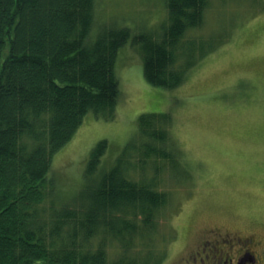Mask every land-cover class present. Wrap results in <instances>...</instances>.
<instances>
[{
	"label": "trees",
	"instance_id": "trees-1",
	"mask_svg": "<svg viewBox=\"0 0 264 264\" xmlns=\"http://www.w3.org/2000/svg\"><path fill=\"white\" fill-rule=\"evenodd\" d=\"M209 0H167L155 31L133 38L143 75L174 90L219 42L195 31ZM96 0H0V264H159L165 173L181 168L170 113H144L109 165L101 140L81 189L62 198L52 159L89 113L112 120L127 27L96 26ZM115 245L111 255L107 246Z\"/></svg>",
	"mask_w": 264,
	"mask_h": 264
},
{
	"label": "rangeland",
	"instance_id": "rangeland-1",
	"mask_svg": "<svg viewBox=\"0 0 264 264\" xmlns=\"http://www.w3.org/2000/svg\"><path fill=\"white\" fill-rule=\"evenodd\" d=\"M167 0H96V26L127 27L115 73L119 100L112 120L89 113L52 159L60 196L74 200L90 150L101 140L111 164L136 132L144 113H170L183 169L164 175L159 264L200 263L205 245L255 234L264 244V0H209L195 36L219 42L174 90L154 87L143 75L133 38L155 31ZM109 164V165H110ZM212 245V244H211ZM116 254L113 244L107 246Z\"/></svg>",
	"mask_w": 264,
	"mask_h": 264
},
{
	"label": "flooded vegetation",
	"instance_id": "flooded-vegetation-1",
	"mask_svg": "<svg viewBox=\"0 0 264 264\" xmlns=\"http://www.w3.org/2000/svg\"><path fill=\"white\" fill-rule=\"evenodd\" d=\"M205 247L204 256L199 254L200 263L193 259L194 264H264V244L255 234L223 238Z\"/></svg>",
	"mask_w": 264,
	"mask_h": 264
}]
</instances>
